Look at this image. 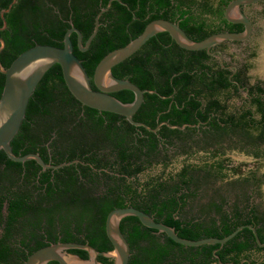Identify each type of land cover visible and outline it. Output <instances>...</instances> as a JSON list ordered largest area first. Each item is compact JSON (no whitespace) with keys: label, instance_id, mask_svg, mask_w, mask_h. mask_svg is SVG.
Segmentation results:
<instances>
[{"label":"trees","instance_id":"1","mask_svg":"<svg viewBox=\"0 0 264 264\" xmlns=\"http://www.w3.org/2000/svg\"><path fill=\"white\" fill-rule=\"evenodd\" d=\"M13 1L0 0V28L4 27L1 12ZM98 1L72 0L70 11H65L67 0H17L4 15L6 29L0 30L6 43L0 56L4 68L36 45L62 48L73 26L82 33L85 45L96 16L110 0H103L102 5ZM122 1L131 4L134 0ZM232 1L218 0L214 6L210 0H177L174 13L183 19L178 24L186 34L202 41L221 32L244 31L243 25L225 18ZM156 4L159 11L170 8L164 0H156ZM118 5L120 2L114 1L102 15L99 32L86 52L77 46L76 35L71 36L74 54L94 89L93 75L99 62L140 36L151 22L137 13L133 22L118 19L110 23L109 13ZM174 16L158 15L177 23ZM238 66L234 74L222 67L218 54L185 50L162 32L114 67L112 73L117 78L157 92L145 94L135 121L153 129L162 123L186 126L178 130L164 124L153 133L133 126L123 116L82 105L67 88L60 65H54L31 97L11 146L18 156L35 153L50 164L49 143L53 164L79 159L89 165L44 171L35 161L13 162L0 150V264H25L34 252L59 242L89 244L100 252H112L106 220L111 211L126 207L144 211L188 240L224 238L240 226L252 225L264 242L258 229L263 217L255 208L249 210L248 197L245 205L234 201L237 189H243L257 174L245 175L226 158L227 152L237 150L264 160V81L252 82L250 64ZM4 86L5 75L0 72V99ZM113 96L123 103L135 100L128 90ZM200 153L205 155L202 162L187 164ZM180 157L186 163L182 169L167 172ZM157 167L162 172L152 175L151 170ZM231 175L239 178L230 181ZM217 183L222 184L216 187ZM121 230L131 247L129 264H224L229 258L233 264H241L253 250H263L249 229L216 254L220 245H179L166 234L146 228L136 217L124 218ZM70 253L89 257L83 250ZM99 261L115 263L114 258L104 256Z\"/></svg>","mask_w":264,"mask_h":264},{"label":"water","instance_id":"2","mask_svg":"<svg viewBox=\"0 0 264 264\" xmlns=\"http://www.w3.org/2000/svg\"><path fill=\"white\" fill-rule=\"evenodd\" d=\"M113 1L120 0H110L107 7L101 9L95 19L94 31L85 45H83L81 32L73 26L67 31L62 48L51 45H36L22 53L7 69L4 68L0 60V72L5 75V86L0 99V150H3L11 161L16 163L35 161L44 171L59 170L80 162L79 160H74L59 165L48 164L39 154L30 153L18 156L14 153L11 146L26 117L31 97L46 73L56 64L61 67L67 88L82 105L100 112L123 116L133 126L144 127L153 133H157L164 124L172 129L184 130L186 126H171L168 123H162L153 129L143 122L135 121L134 116L143 105L145 94H156L157 92L143 90L129 80L117 78L112 73L113 68L131 58L150 39L162 32H167L185 50H207L211 55L219 53L222 67L228 68L224 65V55L220 51L211 53V49L225 42L244 43L248 41L254 33L255 25L242 8L264 2V0L232 1L225 10V18L229 23L243 25L245 27L244 31L240 33L221 32L202 41L192 40L177 23L164 19L150 22L140 36L130 41L126 46L113 50L99 62L93 75L94 89L91 78L82 61L74 54V44L71 36L73 33L78 35V46L82 52H86L99 32L100 18L110 10ZM16 3L17 0H14L8 9L2 10L1 17L4 20V27L0 28V30L6 29L7 24L4 15L9 13ZM0 43L1 56L6 43L2 38H0ZM124 90L134 93L135 100L132 103H123L113 96L114 93ZM126 217L138 218L146 228L166 234L170 240L179 245L187 247L220 245L221 248L216 249L214 254L244 229L251 230L258 244L264 246L260 242L256 228L252 225L240 226L232 234L224 238L188 240L180 237L175 228L157 222L144 211L134 207H126L111 211L106 220V233L114 248L112 252H100L89 244L59 242L34 252L28 257L25 264H49L51 262H56V264H103L98 259L100 256L114 258V264H129L131 247L121 230V221ZM71 250L86 251L89 257L84 259L79 255L70 253ZM217 258H219L218 255Z\"/></svg>","mask_w":264,"mask_h":264},{"label":"flooded vegetation","instance_id":"3","mask_svg":"<svg viewBox=\"0 0 264 264\" xmlns=\"http://www.w3.org/2000/svg\"><path fill=\"white\" fill-rule=\"evenodd\" d=\"M71 1L72 0H67V4L64 7L65 11H67V10L70 11V5H71L70 2ZM195 1L196 2H202L203 0H195ZM210 1L214 4V6H216L218 0H210ZM98 2H99L98 3L99 5H102L103 0H99ZM118 2H120L121 5L116 6L109 13V22L110 23H112V22H114L115 20H118V19L119 20H128L129 19V20H131V22H133L134 20L138 19L137 13L145 16L144 20L151 21V22L154 21V20H158L159 19L158 15H167V16L170 15L172 17L176 13L175 6H176L177 0H164V2L170 3V8L162 9L161 11L158 10V9H160V7H159L158 4H156V0H134L131 4L129 2H127V1H122V0H120ZM173 5H175V6H173ZM132 6H134L135 9H133ZM255 6H261L262 7V13H264V2H259V3L255 4V5H252V6H249V7H243L242 10L245 13V8H252V7H255ZM174 11H175V13H174ZM56 12L59 13L58 10H56ZM173 18L175 20H177V24L181 23L183 21V19H181V17L178 16L177 14ZM250 18L253 21L252 17H250ZM73 35H76V42H77V46H78V35L76 33H73L72 36ZM82 41L84 43L83 35H82ZM155 43H156V41H153L152 45H155ZM223 44H227V43H223ZM172 48H174L173 45H169V49H172ZM217 51H220L224 55V58H226V54L224 52V46L223 45H219L217 47H214V50L212 52H217ZM217 54L220 56L219 53H216L214 56H216ZM225 62L226 63H230V62H228L226 60H225ZM226 67H228V69L234 70V74L237 73L238 69H239V66L234 64V63H232L231 66H226ZM252 82L254 83L256 81L252 80ZM56 133L57 132H55V131L52 133V140H54L56 138ZM46 145L49 148L48 151H49V157H50L49 161L51 162L50 164H53L54 163L53 159H51L52 156H53V154H52L53 151L49 147V143H47ZM77 160H79V159H77ZM255 160L264 163V160H258V159H255ZM79 161L80 162L75 164V165L81 164L84 167H88V165H89L88 163H85V162H83L81 160H79ZM184 164H186V163H184ZM184 164L182 165V167L184 166ZM187 164H188V161H187ZM189 164H191V163H189ZM68 167H70V166H68ZM182 167L180 169H182ZM63 168H65V167H63ZM180 169L178 171H180ZM77 170L80 172L81 169L79 170V168H77ZM54 171H56V170H54ZM61 174L63 175V177L64 176L66 178L69 177V175L67 173H61ZM263 180H264V175L263 174L256 175L255 178L253 180H251V183H249L243 189H237V191L235 192V195H234V201L239 200V203L240 204L242 203L241 205H245V204H247V199L246 198L247 197L249 198V204L251 205V208L249 210L255 208L257 210V213L260 216L263 217L261 223L258 225V229L262 230V234L264 235V191L262 190L263 184H261V181H263ZM261 243L264 244V242H261ZM259 247L262 248L263 250L260 251V252H257L256 250H253L252 251V255H250V258L247 257V255L242 258L241 264H252L253 261L254 262H258V261L259 262H261V261L264 262V246H260L259 245ZM257 255H260L261 258L259 257L258 259H256ZM232 259L233 258H229L224 264H233L234 262L232 261Z\"/></svg>","mask_w":264,"mask_h":264},{"label":"rangeland","instance_id":"4","mask_svg":"<svg viewBox=\"0 0 264 264\" xmlns=\"http://www.w3.org/2000/svg\"><path fill=\"white\" fill-rule=\"evenodd\" d=\"M245 13L252 17L255 25L254 33L252 37L240 44L227 43L224 46L226 58L225 60L234 63L236 65L250 64L249 76L253 81H264V17L262 15V7L255 6L252 8H245ZM204 154L200 153L194 158L190 159L188 163L198 164L204 160ZM226 158L229 159V164L232 167L241 168L242 172L247 175L250 172H255L264 175V163L259 162L240 151L227 152ZM184 157L178 158L167 172H177L184 164ZM162 172L161 167H157L151 170L152 175H157ZM239 178L236 176H230L229 180H235ZM222 183H217L216 187ZM264 191V183L262 186ZM260 255L256 256L258 259ZM261 258V257H260Z\"/></svg>","mask_w":264,"mask_h":264}]
</instances>
